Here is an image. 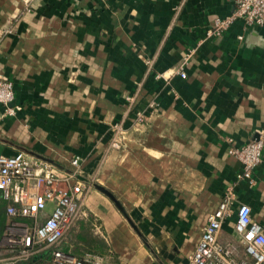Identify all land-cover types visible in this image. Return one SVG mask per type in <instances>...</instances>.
<instances>
[{"label":"crops","instance_id":"0c3cea01","mask_svg":"<svg viewBox=\"0 0 264 264\" xmlns=\"http://www.w3.org/2000/svg\"><path fill=\"white\" fill-rule=\"evenodd\" d=\"M42 2L0 40V73L19 106L0 120V154L24 152L64 173L80 159L86 216L64 250L115 264H189L231 195L219 241L243 258L239 205L264 228V147L253 184L239 179L230 149L264 140V37L241 20L208 36L237 0ZM16 3L0 0V33ZM6 207L0 194L5 226Z\"/></svg>","mask_w":264,"mask_h":264},{"label":"built area","instance_id":"2783aa9c","mask_svg":"<svg viewBox=\"0 0 264 264\" xmlns=\"http://www.w3.org/2000/svg\"><path fill=\"white\" fill-rule=\"evenodd\" d=\"M237 20L243 21L245 29L263 26L264 0H237L229 17L215 23L208 36H220ZM177 73L183 79L187 76L183 68ZM13 102V84L0 73L3 116L19 108L11 106ZM112 147L120 149L119 140L113 141ZM263 147L264 140L259 139L230 149L242 164L239 177L250 184L254 183V170L262 163ZM71 165L74 169L64 173L54 164L24 152L0 154V194L7 202L3 236L7 237L9 252L0 257V264H115L96 253L77 256L63 248L67 234L86 216L85 185L77 178L80 159L75 157ZM231 197L227 195L209 217L189 264H264V228L253 219L250 206L239 205L234 226L243 258L237 257L239 250L234 244L219 241L223 222L231 215Z\"/></svg>","mask_w":264,"mask_h":264},{"label":"rangeland","instance_id":"374dc122","mask_svg":"<svg viewBox=\"0 0 264 264\" xmlns=\"http://www.w3.org/2000/svg\"><path fill=\"white\" fill-rule=\"evenodd\" d=\"M16 1L20 7V12L18 14H12L11 17H9L7 23L8 25L5 26L4 29H2L1 33H0V40H1V37H6L7 35H12L13 32H12V25L13 23H15L16 21L20 20L23 16H25L26 14L32 12L35 8H37V6H39L40 4H43L42 0H14ZM0 16H3V15H0ZM229 16H225V17H216L213 19V25L215 23H217L218 21H221V20H224L226 18H228ZM7 27V28H6ZM9 27V28H8ZM2 75V74H1ZM3 77V75H2ZM5 77V78H4ZM3 78L6 79L7 77L4 76ZM6 80L10 81L12 84L13 82L11 80H9V78H7ZM16 113V112H15ZM14 114L12 115H5L3 116L2 114V117L0 118V120H2V118H11L13 117ZM240 180H242L240 177H239ZM6 227V226H5ZM4 231H5V228L2 232V235L0 237V257L2 256H5V255H9V252H8V249H7V237L3 236L4 234Z\"/></svg>","mask_w":264,"mask_h":264},{"label":"water","instance_id":"95a60500","mask_svg":"<svg viewBox=\"0 0 264 264\" xmlns=\"http://www.w3.org/2000/svg\"><path fill=\"white\" fill-rule=\"evenodd\" d=\"M259 33H260V35L261 36H263L264 37V25L263 26H261V27H257V28H255ZM54 165H56V164H54ZM97 188L102 192V193H104L105 195H107L114 203H115V205L118 207V209L119 210H121V211H123V208H122V206L120 205V203L115 199V197L110 193V192H108L107 190H105V189H103L102 187H100V186H97ZM130 221V220H129ZM132 224V223H131ZM133 225V224H132ZM134 227V226H133Z\"/></svg>","mask_w":264,"mask_h":264},{"label":"trees","instance_id":"16d2710c","mask_svg":"<svg viewBox=\"0 0 264 264\" xmlns=\"http://www.w3.org/2000/svg\"><path fill=\"white\" fill-rule=\"evenodd\" d=\"M4 226H5V219L2 217L1 210H0V236L2 235Z\"/></svg>","mask_w":264,"mask_h":264}]
</instances>
